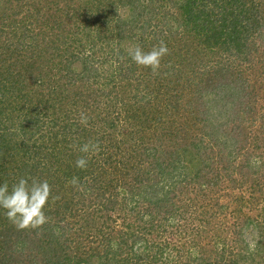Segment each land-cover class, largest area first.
<instances>
[{
  "label": "trees",
  "instance_id": "16d2710c",
  "mask_svg": "<svg viewBox=\"0 0 264 264\" xmlns=\"http://www.w3.org/2000/svg\"><path fill=\"white\" fill-rule=\"evenodd\" d=\"M160 42L156 73L128 55ZM21 178L48 220L0 209V264H264V0H0V184Z\"/></svg>",
  "mask_w": 264,
  "mask_h": 264
},
{
  "label": "clouds",
  "instance_id": "9594fccd",
  "mask_svg": "<svg viewBox=\"0 0 264 264\" xmlns=\"http://www.w3.org/2000/svg\"><path fill=\"white\" fill-rule=\"evenodd\" d=\"M168 53L167 46L160 42L159 46H153L149 51L143 50L140 46H135L128 50L131 60L137 65L150 68L153 73L158 72L161 58ZM82 123H87V118L81 117ZM99 148L98 144L85 143L80 147L84 153L95 152ZM255 163H259L254 158ZM88 159L84 156L75 161V166L85 169ZM72 185L79 186V177L73 176ZM51 186L47 180H34L31 184L27 179L21 178L9 188L7 182L0 184V209L4 210V215L9 221L20 228H39L44 225L48 217L44 208L49 201ZM254 246V245H252ZM115 247V244H113Z\"/></svg>",
  "mask_w": 264,
  "mask_h": 264
}]
</instances>
